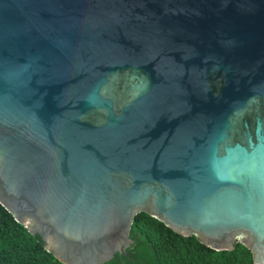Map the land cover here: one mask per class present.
Segmentation results:
<instances>
[{
	"label": "water",
	"instance_id": "water-1",
	"mask_svg": "<svg viewBox=\"0 0 264 264\" xmlns=\"http://www.w3.org/2000/svg\"><path fill=\"white\" fill-rule=\"evenodd\" d=\"M0 203L64 264L142 212L264 264V0H0Z\"/></svg>",
	"mask_w": 264,
	"mask_h": 264
},
{
	"label": "trees",
	"instance_id": "trees-1",
	"mask_svg": "<svg viewBox=\"0 0 264 264\" xmlns=\"http://www.w3.org/2000/svg\"><path fill=\"white\" fill-rule=\"evenodd\" d=\"M127 254L105 264H254L252 251L238 242L232 250H215L195 236H185L146 212L131 229ZM0 264H64L0 203Z\"/></svg>",
	"mask_w": 264,
	"mask_h": 264
}]
</instances>
